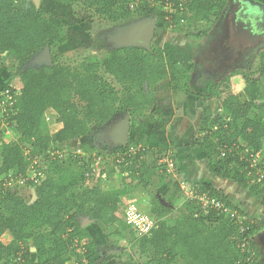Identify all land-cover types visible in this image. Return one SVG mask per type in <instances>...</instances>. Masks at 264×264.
Returning a JSON list of instances; mask_svg holds the SVG:
<instances>
[{"label": "trees", "instance_id": "16d2710c", "mask_svg": "<svg viewBox=\"0 0 264 264\" xmlns=\"http://www.w3.org/2000/svg\"><path fill=\"white\" fill-rule=\"evenodd\" d=\"M82 1L108 22L121 23L134 15L158 18L159 32L175 26L178 33L190 37L206 34L188 32L190 24L209 21L212 16L220 19L227 4V0H187L182 9L180 0H170L181 13L170 17L169 0ZM65 27L60 17L46 13L31 0H0V61L3 55L12 58L15 79L7 89L14 96L13 113L7 116L0 110V264H14L20 253L23 264H97L101 253L84 220L133 229L125 223L121 191L104 192L99 183L89 187L95 159L87 162L83 154L67 159L63 147L95 134L117 116L129 115L131 130L140 119L154 122L155 88L164 82L188 96L196 95L190 90L192 69L175 63L154 43L151 50L119 45L102 60L95 58L74 69L61 64L52 50L68 42ZM47 48L50 65L29 67ZM256 73L264 79V53ZM246 79L251 84L252 79ZM210 98L215 107L202 114L194 144L208 167L242 188L250 199L257 198L262 212L253 218L241 207L245 196L238 200L211 183L195 182L196 191L238 213L234 217L215 211L204 214L200 204L188 200L185 210L171 220L176 212L172 204L167 197L156 195L149 214L156 226L148 235L137 237L141 253L152 255L148 264H264V256L256 249L264 234V157L257 162L251 158L264 153V97L242 101L234 92L232 78L226 77L214 85ZM50 109L62 123L53 137L41 135L43 117ZM8 128L11 136L5 137ZM132 146L136 143L129 138L127 146L115 148L113 154L123 158L121 166L130 178L137 168L144 176L146 150L126 155ZM8 182L11 187H6ZM163 183L160 179L159 187ZM21 185L34 190L29 199L16 190ZM238 216L251 221L241 228L235 220Z\"/></svg>", "mask_w": 264, "mask_h": 264}, {"label": "rangeland", "instance_id": "374dc122", "mask_svg": "<svg viewBox=\"0 0 264 264\" xmlns=\"http://www.w3.org/2000/svg\"><path fill=\"white\" fill-rule=\"evenodd\" d=\"M31 1L46 13L60 17L65 22L68 42L54 48L52 54L59 55V62L73 69L82 63L91 64L95 58L99 60L105 58L113 47H117L111 45L109 41V37L113 33L115 34L117 29H122L127 33L132 23L144 20L134 15L127 21L111 23L98 17L94 9L88 8L82 0H76L71 5L54 0ZM139 5L140 1L133 6V9ZM232 9V1L227 0L220 19L216 20L212 16L209 21L190 24L188 32L194 33V35H198L200 32L206 33L201 38L178 34L175 27L168 30L160 28L162 32L157 35L159 39L154 44L161 47L175 63H182L181 65L187 69H190V63L188 64L187 60L195 64L190 73V90L196 95H186L176 86L171 85L169 81L155 88L158 100L153 114L155 121L151 122L148 118L140 119L137 127L131 130L129 135L133 143H136L134 147L136 151L141 147L146 150L147 171L144 176H141L137 168L135 177L130 178L129 173L123 171L122 159L113 154L117 146L113 145L114 138L113 140L108 138L107 131L113 127L115 122L121 121L125 116H117L113 121L102 126L95 134L69 142L63 147V154L67 159L69 156L77 154L86 155L87 162L91 158L95 159V162L91 164L95 170L93 169L94 171L90 174L89 187L99 183L104 192L121 191V200L125 208L134 204L140 212L147 215L151 213L155 196H165L176 211L171 220L177 217L180 211L185 210L188 194L192 191L191 187H194L195 183L190 181V176L196 179L201 178L196 182L211 183L233 198L237 197L238 200L242 196L248 198L242 188L216 175L208 167V164L205 165L206 162L202 160L203 158L196 152L194 146L198 130L201 127L202 114L215 107V101L210 98L211 90L222 79L233 78L234 92L242 101L264 97V79L256 75L261 55L264 53V43L260 44L259 42L258 48H254L255 43L248 40L245 35L238 36L237 41L236 38L233 39ZM237 26L235 25V27ZM181 60H185V63H180ZM50 62V57L45 49L30 61L29 67L39 68ZM12 69V58L3 55L0 61V102L6 100L8 87L11 84L14 85ZM244 73L248 79H252L251 84L247 83ZM105 76L120 90L121 87L111 76ZM61 127L60 117L50 109L43 117L41 135L53 137ZM4 135L5 137L11 136L10 128L4 131ZM185 152L190 154L189 163H186L188 156ZM258 157H264V153ZM198 158L201 159L204 169L196 165V162L199 161ZM171 163L174 165L173 168L170 167ZM212 176L214 177L208 179ZM160 179H163L164 183L159 187ZM16 190L27 199L34 193L33 189L25 185L19 186ZM241 201L243 202L241 207L251 217L255 218L261 214L263 206L257 198L241 199ZM203 213L208 214L205 211ZM84 225L90 238L96 244L97 250L101 253L100 261L97 264H148L152 257L150 253H141L137 245L138 238L130 228L121 225L106 227L93 220H84ZM261 248L260 245L256 247L259 253L264 256V251ZM80 250L84 252L82 248ZM34 251L32 249V252ZM83 252L81 253L83 254ZM31 258L34 259L33 256ZM175 264H181V262L177 261Z\"/></svg>", "mask_w": 264, "mask_h": 264}, {"label": "built area", "instance_id": "2783aa9c", "mask_svg": "<svg viewBox=\"0 0 264 264\" xmlns=\"http://www.w3.org/2000/svg\"><path fill=\"white\" fill-rule=\"evenodd\" d=\"M186 1L187 0H180L179 7L180 8L182 7V9H184V3ZM168 8H169V13L171 14L170 17H173L176 14H181V13H178V11L175 9L174 5L171 3L170 0L168 3ZM181 22L183 23L185 22V20H181ZM172 26H174L173 23H172ZM7 95L8 96H6L7 97L6 100H3L0 102V110L3 115L10 116L13 113L12 109L14 106V96L9 95L8 93ZM134 147L135 146L130 147L126 155H135L137 154V152L144 150V148L141 147V148H138L136 151ZM118 157L121 158L120 155ZM251 158H253V160L256 162L260 160L258 156H251ZM121 159L123 160V158ZM173 166H174L173 163H171L170 167L173 168ZM6 185H7L6 187H11L10 182L6 183ZM191 188H192V191L190 192V194H188V200L191 202H197L198 204H200V206L203 208V212L205 211L209 213L211 211H215L217 215L229 214L231 217H234L237 214L236 211H233L232 208L228 207L226 204H224L217 198H210L208 197V195L204 193H200L199 191H196L194 187H191ZM235 220L241 228H243V224L245 222L251 221L250 219L247 220L245 216H238V218ZM125 223L133 229L137 237H143V236L148 235L156 226V220L150 215L140 212L137 206H135L134 204H131L126 207ZM22 255L23 253H20V255H18L13 260V263L23 264L24 258Z\"/></svg>", "mask_w": 264, "mask_h": 264}, {"label": "water", "instance_id": "95a60500", "mask_svg": "<svg viewBox=\"0 0 264 264\" xmlns=\"http://www.w3.org/2000/svg\"><path fill=\"white\" fill-rule=\"evenodd\" d=\"M237 7L246 6L249 13H255L264 22V4L256 0H233ZM38 7V6H37ZM158 18L144 19L136 23H132L127 30V39L120 46L122 47H146L151 50V45L155 37ZM50 56V51L46 49ZM51 60V59H50ZM114 127L113 145L117 147H126L129 140L131 130V118L126 115L121 121H117Z\"/></svg>", "mask_w": 264, "mask_h": 264}, {"label": "flooded vegetation", "instance_id": "af4514ba", "mask_svg": "<svg viewBox=\"0 0 264 264\" xmlns=\"http://www.w3.org/2000/svg\"><path fill=\"white\" fill-rule=\"evenodd\" d=\"M259 2V1H258ZM264 4V3H263ZM234 7V5L232 4ZM158 23V22H157ZM238 23V24H237ZM131 24V23H130ZM231 24L233 28V39H238V36L245 35L248 40H251L255 43L254 47H258V43H264V22L260 20V17L255 13H249L248 8L246 6L238 7L237 9L234 7L233 11H231ZM235 25H238L235 27ZM129 26V25H128ZM166 30V29H165ZM168 30V29H167ZM159 30L156 29L155 37L153 39L154 43L156 41V36L159 34ZM126 31L122 29H117L115 34L111 35L110 43L114 46H119L125 42L127 39ZM181 34V33H178ZM183 34V33H182ZM186 35V34H184ZM175 36V35H174ZM201 38V36L199 37ZM189 41L187 38H185ZM114 48V47H113ZM108 138L113 140L114 138V127H111L109 131H107ZM260 246L264 251V234L258 240Z\"/></svg>", "mask_w": 264, "mask_h": 264}, {"label": "crops", "instance_id": "0c3cea01", "mask_svg": "<svg viewBox=\"0 0 264 264\" xmlns=\"http://www.w3.org/2000/svg\"><path fill=\"white\" fill-rule=\"evenodd\" d=\"M231 1H232V4L234 5V7L237 9L238 7H237V5L235 4V2H234L233 0H231ZM234 7H233V8H234ZM232 11H233V9H232ZM220 18H221V17H220ZM188 43H190V41H188ZM254 48H256V47H254ZM257 48H258V47H257ZM186 58L188 59V57H186ZM184 61H185V60H183V61L181 60L180 63H181V62H184ZM187 62H188V64L190 63L189 66H190V69H192V68H193V65H195V64H192V61L189 62V61L187 60ZM184 63H185V62H184ZM181 64H182V63H181ZM234 77H235V76H234ZM225 78H226V77H225ZM232 79H233V78H232ZM222 80H223V79H222ZM220 82H221V81H220ZM220 82H219V83H220ZM194 146H195V145H194ZM195 148H196V152L199 153V155H200L201 158H203L202 154L200 153V148H197L196 146H195ZM185 153H186V155L188 156V158H187V160H186V163H189V161H190V159H189L190 154H189V152H185ZM197 160H199V161L196 162V165L202 167V165H201V159L198 158ZM202 160H204V161L206 162L205 165L208 164L207 161H206L204 158H203ZM196 165H195V166H196ZM193 166H194V165H193ZM202 168L204 169V167H202ZM205 170H207V168H205ZM201 176H202V175H201ZM202 177H203V176H202ZM213 177H214V176H212V177H210V178H208V179H211V178H213ZM198 179H199V178H198ZM198 179H196V178L193 177V176H190V181H192V182H196ZM200 179H201V178H200ZM200 179H199V181H200ZM203 183H204V182H203ZM245 199H246V200H249L250 198L248 197V198H245ZM247 214H248V213H247ZM257 217H258V216H257Z\"/></svg>", "mask_w": 264, "mask_h": 264}, {"label": "bare ground", "instance_id": "6f19581e", "mask_svg": "<svg viewBox=\"0 0 264 264\" xmlns=\"http://www.w3.org/2000/svg\"><path fill=\"white\" fill-rule=\"evenodd\" d=\"M238 213V212H237ZM239 215V214H238Z\"/></svg>", "mask_w": 264, "mask_h": 264}]
</instances>
